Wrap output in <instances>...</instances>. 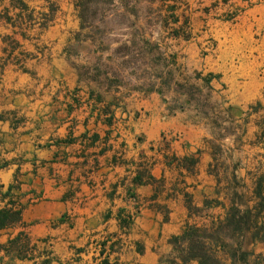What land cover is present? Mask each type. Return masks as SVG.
Listing matches in <instances>:
<instances>
[{
    "label": "crops",
    "instance_id": "crops-1",
    "mask_svg": "<svg viewBox=\"0 0 264 264\" xmlns=\"http://www.w3.org/2000/svg\"><path fill=\"white\" fill-rule=\"evenodd\" d=\"M64 2L0 0V211H20L0 229V264H167L172 237L226 218L199 200L214 197L210 128L159 92H91L54 43ZM249 3L195 0L180 46L236 119L264 107V0Z\"/></svg>",
    "mask_w": 264,
    "mask_h": 264
},
{
    "label": "rangeland",
    "instance_id": "rangeland-1",
    "mask_svg": "<svg viewBox=\"0 0 264 264\" xmlns=\"http://www.w3.org/2000/svg\"><path fill=\"white\" fill-rule=\"evenodd\" d=\"M64 1L55 27L68 32L61 37L56 33L59 41L54 43L63 46L62 55L79 80L98 94L159 92L170 99V111L188 110L191 119L208 125L209 163L202 167L215 181V189L214 197H200L202 206L219 202L225 203L227 211L252 210L251 226L257 223V227H264V107L251 105L244 111L245 117L236 119L232 107L223 106L213 96L209 81L214 76L202 75L187 63L184 45L180 46L195 38V0ZM79 2L81 7H75ZM37 6L30 4L36 10ZM207 48H200L199 59L207 56ZM260 75L264 77V70ZM10 78L6 76L4 82ZM2 79L0 76L5 84ZM196 161L184 159L181 165L192 173ZM222 195L224 199L219 201ZM190 210L197 214L195 208ZM211 226L206 223L197 228ZM225 232L218 235L221 240L230 245L241 242L243 251L264 255L263 243L253 247L249 235L230 240V233ZM171 239L167 264H198L183 263L184 245H174Z\"/></svg>",
    "mask_w": 264,
    "mask_h": 264
},
{
    "label": "trees",
    "instance_id": "trees-1",
    "mask_svg": "<svg viewBox=\"0 0 264 264\" xmlns=\"http://www.w3.org/2000/svg\"><path fill=\"white\" fill-rule=\"evenodd\" d=\"M75 7H81V3H77ZM19 212V210L14 213L1 210L0 229L8 221L17 220ZM251 214L252 210L242 211L230 208L223 222L213 224L209 229L187 226L182 235L171 239V243L184 245V248L181 249L185 254L182 258L183 263L196 261L198 264H264V255L255 254L253 251L245 252L242 250L241 242L230 245L218 236L225 230L230 233L229 236L227 235L230 240L234 237H240L243 240L246 235H249L252 244L256 242L264 244V227L263 225L257 227V223L251 226ZM205 233L209 235H205ZM220 254L223 255V258L219 256ZM224 258L226 259L224 260ZM48 262L46 260L43 264Z\"/></svg>",
    "mask_w": 264,
    "mask_h": 264
}]
</instances>
